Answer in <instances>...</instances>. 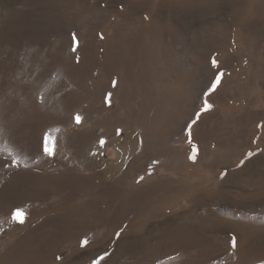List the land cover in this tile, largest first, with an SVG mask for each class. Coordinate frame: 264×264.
<instances>
[{"label":"rangeland","instance_id":"rangeland-1","mask_svg":"<svg viewBox=\"0 0 264 264\" xmlns=\"http://www.w3.org/2000/svg\"><path fill=\"white\" fill-rule=\"evenodd\" d=\"M0 264H264V0H0Z\"/></svg>","mask_w":264,"mask_h":264},{"label":"snow or ice","instance_id":"snow-or-ice-1","mask_svg":"<svg viewBox=\"0 0 264 264\" xmlns=\"http://www.w3.org/2000/svg\"><path fill=\"white\" fill-rule=\"evenodd\" d=\"M213 64L215 65V64H216V61H213ZM219 82H220V77L217 76V78H216V82H215V84H213V88H215L216 85L219 84ZM208 107H210V105H207V104H206V105H205V110H207ZM76 120H77V122H79V121H80V117L77 116V117H76ZM100 143L103 144L104 141L101 140ZM233 243L235 244V240H233Z\"/></svg>","mask_w":264,"mask_h":264}]
</instances>
